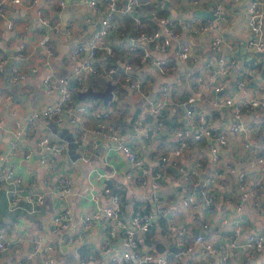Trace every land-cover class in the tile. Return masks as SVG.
I'll use <instances>...</instances> for the list:
<instances>
[{"label":"built area","instance_id":"2783aa9c","mask_svg":"<svg viewBox=\"0 0 264 264\" xmlns=\"http://www.w3.org/2000/svg\"><path fill=\"white\" fill-rule=\"evenodd\" d=\"M81 1L93 13H103L99 18V27L85 41L72 46L70 56L75 65L70 75L58 80L51 75L41 79V87L45 92L50 94L56 91L58 96L51 103L33 111L23 125L17 123L18 131L11 142V151L17 153L20 141L38 139V162L44 169L43 177L40 181L35 178L26 181L16 173L9 155L0 158V189L6 197L8 210L34 214L40 207L44 212L42 228L29 234L24 242L25 247L21 248L13 264L255 262L264 248V232H244L242 219L235 216L231 217L232 227L227 233L222 232L219 242H207L206 232L212 227L199 207L203 204L209 213L215 209L214 200L222 178L217 167L219 152L228 145L227 132L240 138L243 149L255 160L260 174L254 184L247 185L244 182L245 173H237L236 183L241 201L245 202L251 196H264V77L261 76L264 67V0H248L245 8L246 56L252 57L254 51L263 54L255 58V66L243 64L234 45L217 30L219 26L227 24L230 16L221 0H125L123 6L120 2L124 0ZM227 1L238 3L239 0ZM21 2L33 8L37 0H0V18L5 17L4 10L7 7ZM59 5L63 6L64 2L59 1ZM197 10L211 11L214 19L196 16ZM119 15L132 22L130 43L123 45L124 53L127 54L122 65L126 73L123 78L117 76L113 65L116 54L113 41L122 37V29L126 25L120 21ZM37 22L41 27L60 32L59 26L49 25L41 11H38ZM4 25L0 39L12 29L13 21L7 20ZM48 41V35L44 34L38 43L46 47ZM203 43L217 54L216 58L200 60L198 48ZM19 46L24 49V43L20 42ZM170 49L185 65V69L179 72L178 81L190 76L197 88L183 102L186 128L173 124L166 127L175 145L163 154L143 158L127 142L120 129L112 124L113 101L102 110L97 101L78 102L69 83L73 80L77 92H84L90 87L87 77L97 82L108 78V82L114 86V92L115 88L137 90L143 95L144 101L133 134L144 142H154L164 123L163 115L173 105L171 86L165 82L159 84L155 99H148L141 87L142 83L131 78L135 67L131 58L137 57V66H146L150 71L165 76V54ZM155 53H159L160 57L154 59ZM6 63L7 60L0 59V73ZM232 73L233 79L230 77ZM26 79L27 75L23 71L17 68L11 71L12 83L24 82ZM229 79L230 85L233 81L234 86H228ZM202 85L210 87L215 96L220 94L222 97L213 99L208 111L197 110L196 106L204 101ZM2 98L0 95V100ZM225 110L231 112V122L226 130H220L219 126L212 125L213 116ZM251 115L255 116L254 120L248 121ZM40 126L44 127V133ZM62 127L72 131L77 159L72 160V155H65L68 161L65 169L50 178V174L55 171L56 159L62 157L70 144L53 142L57 130ZM90 135L112 144L130 169L120 173L110 167L105 158L92 155L86 145ZM259 138L263 142L261 147L258 146ZM203 140L208 141L206 151L210 157V168L204 174L197 170L202 168L201 162L195 161L194 167L188 168L183 155L190 141L199 143ZM31 157L28 153L23 159L29 161ZM168 166L176 170L183 182L179 189L182 210H187L191 215L198 227L196 233L188 226L177 225L175 218L179 211H170L167 207L166 197L161 192V181ZM239 166L245 169L246 161L240 162ZM227 169L233 168L227 166ZM107 181L118 184L124 190V195L114 193L106 185ZM128 184L132 190L127 188ZM148 205L149 211L146 210ZM240 209V206L235 207L236 212ZM160 220L168 221L164 242L167 249L157 251L152 241L148 247L142 248L140 240H152L151 233ZM5 232L4 228L0 229V254L11 249V243L5 239ZM171 246L176 251L171 252Z\"/></svg>","mask_w":264,"mask_h":264},{"label":"crops","instance_id":"0c3cea01","mask_svg":"<svg viewBox=\"0 0 264 264\" xmlns=\"http://www.w3.org/2000/svg\"><path fill=\"white\" fill-rule=\"evenodd\" d=\"M59 1L61 0H37L33 8L21 2L19 5L7 7L4 10L5 17H3V19L0 18V33L5 29V21H13L12 29L6 31L4 36L0 39V59L7 60L2 73H0V95L3 97L0 100V158L9 155V161L15 165L16 173L26 181L32 178H35L36 181H40L44 175V169L38 162V139H33L32 141L23 139L19 143V151L17 153L11 151V142L18 131L16 124L23 125L33 111L44 107L57 98L58 95L56 91H52L50 94L45 92L41 87V79L46 75H51L53 79L58 80L61 77H67L71 74L75 65V61H73L70 56L72 46L77 42L85 41L93 30L98 29L99 18L103 15L102 12L93 13V11L81 0H71L70 2L62 0L64 2L63 6L59 5ZM221 1L228 9L230 16L227 24L219 26L217 30L222 33L225 40L230 41L234 45L236 53H241L243 51L242 48H246L244 44L247 36L245 8L248 0H239L238 3H229L227 0ZM120 3L121 6H123V1ZM76 8L83 13L80 20H75L73 18V13ZM38 11H41L50 26H59L60 32L55 33L47 27H41L37 22ZM65 12H69V14L65 15ZM118 18L122 22L125 20L121 15H119ZM66 31H69V34H66ZM82 33L83 35H81ZM44 34L48 35L49 41L46 47H41L38 42ZM130 36V34H126L121 40L115 39L113 41L116 51L113 58V65L116 68L117 76L120 78L126 75L122 67L123 60L127 59V54L124 53L123 45L130 43ZM20 42L24 43V49H20ZM198 52L200 60L207 58L214 59L217 57V54L205 43L199 46ZM247 53L248 50L246 49L245 54L247 55ZM159 57V53H155L153 56L154 59ZM165 57L167 61L170 58H175L176 60L178 70L172 78L169 77L168 73L165 76H160L157 72L150 71L146 66L139 67L136 63L137 57L134 56L131 58L135 65L131 78L134 81L142 83L141 87L148 99H155L157 86L163 82L174 84L176 87L175 93L171 95L173 105L163 115L164 123L160 133L155 136L154 142H144L140 138H135L133 132H131L135 124L130 122V118L135 111L138 112L139 117L144 101L143 95L137 90L129 88H122L120 91L115 90L113 95V101L118 100L121 105L127 108V111L122 115V118H120L121 113L115 111L112 124L120 129L127 142L131 143L137 153L143 158L149 157V155L163 154L175 145V141L170 139L168 133L165 132L162 134V132L164 129L166 130L168 122L179 124L178 127L182 129L186 128L183 102L197 88L190 76H186V79L178 81L179 72L185 69V65L176 59L173 49H170L165 54ZM240 61H242L241 57ZM197 65H199V63H197ZM15 68L26 73L27 79L24 82L12 83L10 81L11 71ZM186 74L189 75L188 72H186ZM87 78V83L89 85L90 77ZM228 81V86L231 87L230 79ZM202 87L204 91V101L196 106L197 110L208 111L211 109V101L213 99L219 100L222 97L220 94L215 96L210 87L206 88L204 85H202ZM93 89L103 90V88ZM224 93L228 92L225 91ZM182 95L186 96L183 98ZM225 95L226 94L223 96ZM6 96L10 98L6 99ZM82 101L92 103L97 101L100 110L106 106L101 100L93 99L90 101V99H87ZM215 115L217 117L213 119L214 123H212V125L219 126L220 130H226L231 122V112L225 110L224 113L218 112ZM254 117V115H251L247 120L253 121ZM40 130L42 133L45 132L42 126H40ZM62 133H64L62 137L68 140L70 139L71 143L69 144L68 150L62 154L60 159L53 158L57 161L55 171L50 174V178L65 169L68 162L65 155H77V149L72 140L71 129L68 127L59 128L57 130V135ZM227 133L228 145L221 148L219 152L220 160L217 167L222 173V178L219 183L218 195H216L214 200L215 209L213 212L209 213L206 212V207L203 204L199 207L200 211L209 221L210 227H212V229L206 232V241L214 244L221 240L222 232L227 233L226 231L232 227L231 217L235 216L242 219L244 232H264V196H251L243 202L241 201L236 183L237 173L243 171L245 173L244 182H246L247 185L254 184L260 176L258 166L255 160L248 156V152L243 149L240 138L232 135L230 132ZM57 135L53 142H67ZM262 143L263 142H261L259 138L258 146L261 147ZM207 144V140H203L199 143L190 141L189 148L183 154L185 155L184 164L186 167L193 168L194 162L197 161L202 163V168H195L202 174L208 172L207 170L210 168V157L206 151ZM86 145L92 155L105 158L108 165L120 173H124L130 169L128 163H126L113 145L101 141L96 135H90ZM28 153L31 154L32 157L29 161H26L23 159V156ZM48 155L52 154L49 153ZM243 160L247 163L245 169L239 166V163ZM227 166L233 169H227ZM166 169L167 172L161 181V192L162 195L166 197L165 202L167 207L170 211H179L178 216L175 218L177 225L188 226L193 233H196L198 227L195 226L191 215L187 210H182L181 193L179 189L183 182L179 179V175L173 167L168 166ZM127 188L132 190L130 184L127 185ZM237 206L241 207L238 212L235 211V207ZM127 211L128 206H126V212ZM43 214L44 212L40 207L37 208V212L34 214H20L9 211L4 192L0 189V229L4 228L6 230L5 239L11 243V249L7 251V253L0 254V264H13L21 248L25 247L26 243L24 242L29 237V234L42 228L45 222L42 218ZM167 225L168 221L166 220L158 221L151 233L152 240L141 239V247H148L152 241V243L157 246L156 249H159H157V251L167 249L166 246L164 247ZM16 240L19 241V243H17ZM172 247L173 246H171V248ZM171 252L174 251L172 250ZM229 255L231 256V254ZM260 262H264V248L261 252V256L255 262L247 261L240 264H258Z\"/></svg>","mask_w":264,"mask_h":264},{"label":"water","instance_id":"95a60500","mask_svg":"<svg viewBox=\"0 0 264 264\" xmlns=\"http://www.w3.org/2000/svg\"><path fill=\"white\" fill-rule=\"evenodd\" d=\"M125 4H126V1L124 0L123 1V5H125ZM166 4H168V1H166ZM171 12H174V10H172ZM195 15L198 16V17H203V18H207V19H210V20L214 19L211 11L203 12V11L197 10L195 12ZM242 49H243V51L238 54V57L242 58V63L243 64H247L249 66H255V64H254L255 58L263 56V54L254 51L252 57H247L246 54H245L246 48H242ZM263 63H264V61H263ZM261 76L264 77V67L261 70ZM230 77L233 79L234 78V73H232L230 75ZM105 80H106L107 84H106V86H105V88L103 90H94L93 88L89 87L86 91L77 93V101L79 102V101L84 100L86 98H91V99H94V100H101L103 102V104H105V105H107L108 103L112 102L114 100V98H113L114 86L110 82H108L109 81L108 78H106ZM231 85L234 86L233 81H232ZM69 86H70V88L72 90L76 91V87H75V84H74L73 80H70ZM52 131L56 132L55 129H52ZM131 132H133V129L131 130ZM165 132H166V130L164 129L162 134H164ZM63 135H64V133H62L60 135H57V136L60 137L61 139H65V138L62 137ZM65 140L68 143H71L70 139L69 140L65 139ZM71 159L72 160H76L77 159V155H72ZM169 250L176 251V248L172 247Z\"/></svg>","mask_w":264,"mask_h":264},{"label":"trees","instance_id":"16d2710c","mask_svg":"<svg viewBox=\"0 0 264 264\" xmlns=\"http://www.w3.org/2000/svg\"><path fill=\"white\" fill-rule=\"evenodd\" d=\"M124 24H126L125 25V28L124 29H122V32H121V34H123L122 35V37H124L126 34H130V29H131V26H130V24L132 23L131 22V20L130 19H125L124 20V22H123ZM148 30H146V32H147ZM122 37L120 38V40L122 39ZM169 63V64H168ZM165 68H166V71H167V73H168V75H169V77H171L172 78V76L177 72V70H178V66L176 65V60H175V58H170V59H168V61L166 62V64H165ZM89 82H90V86L91 87H93V88H96V89H104L105 87L104 86H106V84H107V82L103 79V80H100V82L98 81H96L95 79H93L92 77H90V80H89ZM173 82V81H172ZM170 86H171V93H172V95L175 93V89H176V87H175V85L174 84H170ZM115 90L116 91H120L121 89H117V88H115ZM73 93H74V96H75V99L77 100V90L76 91H74L73 90ZM186 95H182V97L184 98ZM86 99H90L91 100V98H86ZM112 107L114 108V112L116 111V112H118V113H121V117L120 118H122V115H124L125 113H126V111H127V108L126 107H124L123 105H121L120 103H119V101L118 100H115V101H113L112 102ZM217 116L216 115H214L213 116V119L214 118H216ZM148 118V117H147ZM138 121V112L137 111H135L132 115H131V118H130V122L132 123V124H135L136 122ZM169 124H173V125H175V126H179V124H174L173 122H168V124L167 125H169ZM106 185L107 186H110L111 188H112V190L114 191V193H118V194H121V195H124V190L118 185V184H116L114 181L113 182H110V181H107L106 182ZM149 209H150V205H148L147 207H146V210L147 211H149ZM158 249V248H157ZM159 250V249H158Z\"/></svg>","mask_w":264,"mask_h":264},{"label":"rangeland","instance_id":"374dc122","mask_svg":"<svg viewBox=\"0 0 264 264\" xmlns=\"http://www.w3.org/2000/svg\"><path fill=\"white\" fill-rule=\"evenodd\" d=\"M68 2H70L71 0H67ZM65 15L66 14H69V12L67 13V12H65L64 13ZM82 16H83V13L78 9V8H76V10H74V13H73V18L75 19V20H80L81 18H82ZM84 100H87V99H84ZM93 99H91L90 101H92Z\"/></svg>","mask_w":264,"mask_h":264}]
</instances>
